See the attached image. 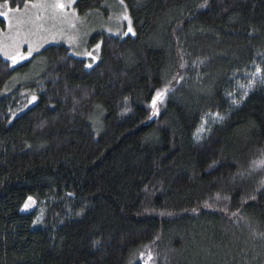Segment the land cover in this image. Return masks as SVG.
<instances>
[{"label":"trees","instance_id":"obj_1","mask_svg":"<svg viewBox=\"0 0 264 264\" xmlns=\"http://www.w3.org/2000/svg\"><path fill=\"white\" fill-rule=\"evenodd\" d=\"M122 3L91 67L0 56V264H264V0Z\"/></svg>","mask_w":264,"mask_h":264},{"label":"rangeland","instance_id":"obj_2","mask_svg":"<svg viewBox=\"0 0 264 264\" xmlns=\"http://www.w3.org/2000/svg\"><path fill=\"white\" fill-rule=\"evenodd\" d=\"M78 0H28L21 7L13 8L9 3H0V56L15 67L31 59L33 55L49 45H65L71 54L87 60L88 67L100 59L101 42L92 43L97 33L115 36L133 34L131 18L122 0H107L106 12L80 15L76 7ZM63 4L61 8L59 5ZM131 29V31H129ZM15 57V60L12 58ZM28 108L38 100L36 93L24 94ZM205 125L197 133L201 138ZM37 207V201L30 197L22 211L30 212Z\"/></svg>","mask_w":264,"mask_h":264},{"label":"snow or ice","instance_id":"obj_3","mask_svg":"<svg viewBox=\"0 0 264 264\" xmlns=\"http://www.w3.org/2000/svg\"><path fill=\"white\" fill-rule=\"evenodd\" d=\"M59 7L63 8L64 5L61 4V5H59ZM7 14H8V13L5 12V11H0V16H6ZM129 31H131V29H129ZM12 59L15 60V57H13ZM159 98H160V96L158 95V96H157V99H159ZM153 103L155 104V101H153Z\"/></svg>","mask_w":264,"mask_h":264}]
</instances>
